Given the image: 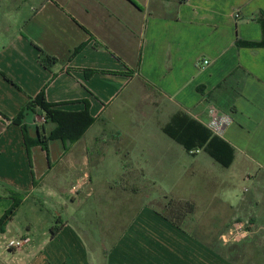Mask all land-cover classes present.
<instances>
[{"label":"crops","instance_id":"obj_1","mask_svg":"<svg viewBox=\"0 0 264 264\" xmlns=\"http://www.w3.org/2000/svg\"><path fill=\"white\" fill-rule=\"evenodd\" d=\"M263 23L264 0H0V220L20 200L0 264H264V46L247 45L262 41ZM42 91L65 112L88 106L96 120L77 142L28 150L23 127L31 141L57 127L28 108ZM178 111L206 126L231 118L220 136L231 166L164 134ZM153 179L173 184L164 199ZM241 180L253 195H222ZM169 199L195 205L180 226ZM226 211L217 232L204 220ZM243 220L250 240L235 257L216 253ZM23 237V249L5 248Z\"/></svg>","mask_w":264,"mask_h":264},{"label":"trees","instance_id":"obj_2","mask_svg":"<svg viewBox=\"0 0 264 264\" xmlns=\"http://www.w3.org/2000/svg\"><path fill=\"white\" fill-rule=\"evenodd\" d=\"M247 45L252 47L264 46V23L262 41L260 43H247ZM41 61L44 65L48 66L55 62V59L42 53ZM218 87L221 89L226 88L227 78L224 79ZM58 106L57 104L48 103L43 91L31 101L28 108H38L42 112L45 121L47 123H55L57 127L46 139L42 138L37 141H31L28 137L26 127H23L28 150H30L34 144H39L45 148L47 141L52 139H60L65 144L77 142L96 120L91 116L88 106L84 111L77 113L62 111L58 109ZM22 115L23 112L20 116L22 117ZM162 131L169 138L183 146L187 153L193 156L197 155L195 151H203L224 168L231 166L234 161V148L221 137L214 135L206 125L194 119L185 111L174 113L169 121L162 127ZM14 199L15 202L13 206L0 220V234L5 233L9 221L18 208L20 200ZM167 210L169 212V219L177 226H180L186 216L195 211V205L189 201L169 199ZM56 233L57 230L52 229L51 236H54ZM247 240H250V236H248ZM241 244H223L219 240H215L211 248L219 255L235 257L237 255L235 250H237Z\"/></svg>","mask_w":264,"mask_h":264},{"label":"rangeland","instance_id":"obj_3","mask_svg":"<svg viewBox=\"0 0 264 264\" xmlns=\"http://www.w3.org/2000/svg\"><path fill=\"white\" fill-rule=\"evenodd\" d=\"M141 95V94H140ZM144 95H142L140 98H138L137 97V102H138V105H142V107H143V103H142V97H143ZM133 110L135 111V115H140L141 114V111L139 110V109H137V108H133ZM187 159L188 160H196V157H192V156H188L187 155ZM198 160L199 161H202V160H206V161H210V158H209V156H207V154H204V153H200L199 155H198ZM183 164H184V166H185V168L186 167H190V164L191 163H189V162H187V161H183ZM203 164V163H202ZM191 177H188V175H187V177L186 178H184V181H185V183H186V181H188V179H190ZM153 181L154 182H156V187L155 188H157V193H156V196L157 197H161V198H165V195L163 194V192L166 190V191H168V188L170 187V186H173V184H169V183H166V181H163V180H159V179H157V180H155V179H153ZM185 183H183V184H181L179 187V189L180 190H183V191H185V192H187V186H186V184ZM202 184V183H201ZM177 186V185H176ZM177 188V187H176ZM255 189H256V185L255 184H253L252 182H250V181H240V182H238V183H236L235 184V186L234 187H232V188H230V189H228V187L227 186H225L224 188H223V191H222V195H229L232 199H234V200H238V197H243L245 194H247V195H253V193H255ZM169 192V191H168ZM195 194V200H196V203H197V205H198V207H199V209H198V212L196 213V217L197 218H201V215H202V210L200 209V204H201V202H202V197H201V194L200 193H198V192H195L194 193ZM169 196V195H168ZM190 196H192V192H190ZM159 201V200H158ZM129 202H133L132 200H129ZM213 209H214V207H213ZM227 218H228V216H227V211H226V213H223L222 215H220V216H217V217H215V216H213V217H210V216H204V220L206 221V222H209V223H211V225L212 224H215V226H217V228H216V231L215 232H217L218 231V229L219 228H222V226H223V224L226 222L227 223ZM247 219H248V217H247ZM243 221H246V220H243ZM248 221H250V220H248ZM251 222V221H250ZM222 225V226H221Z\"/></svg>","mask_w":264,"mask_h":264},{"label":"built area","instance_id":"obj_4","mask_svg":"<svg viewBox=\"0 0 264 264\" xmlns=\"http://www.w3.org/2000/svg\"><path fill=\"white\" fill-rule=\"evenodd\" d=\"M207 65L208 61H204ZM231 123V118L228 115L221 114L215 115L214 118L208 123L207 127L216 136H222L226 127ZM199 151H195L198 153ZM251 224L247 221L236 222L227 232L221 235L223 244L239 243L246 239L250 234ZM31 242L30 237H23L20 239L9 240L5 244L6 249L21 250Z\"/></svg>","mask_w":264,"mask_h":264}]
</instances>
